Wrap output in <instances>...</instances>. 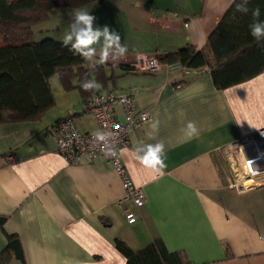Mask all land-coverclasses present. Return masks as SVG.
Here are the masks:
<instances>
[{
	"label": "crops",
	"instance_id": "0c3cea01",
	"mask_svg": "<svg viewBox=\"0 0 264 264\" xmlns=\"http://www.w3.org/2000/svg\"><path fill=\"white\" fill-rule=\"evenodd\" d=\"M234 2L107 0L79 9L96 17L95 26L118 31L128 47L117 62H88L115 76L105 90L132 94L138 108L153 115L121 151L146 204L137 209L124 200L110 161L69 165L56 153L55 125L77 113L74 102L81 99L76 90L66 97L60 90L55 107L39 119L0 125V218L6 220L0 253L8 234L17 236L24 256L8 264H127L117 239L135 253L156 244L152 255L160 264L163 248L190 264H264V186L230 189L228 165L218 157L264 128V72L219 90L208 67L161 63L154 74L129 71L144 55L160 61L188 45L202 51ZM58 11L70 16L73 10L53 11L49 18ZM87 118L77 116V128L95 132L94 119L92 125ZM189 121L199 130L193 138L185 132ZM157 143L164 145V166L142 164L137 146ZM128 210L136 212L135 224L128 223Z\"/></svg>",
	"mask_w": 264,
	"mask_h": 264
},
{
	"label": "trees",
	"instance_id": "16d2710c",
	"mask_svg": "<svg viewBox=\"0 0 264 264\" xmlns=\"http://www.w3.org/2000/svg\"><path fill=\"white\" fill-rule=\"evenodd\" d=\"M106 1L0 0V125L34 121L53 109L55 98L50 80L57 74L65 90L78 91L83 102L91 97V93L84 92L80 87L84 79L96 80L104 88L99 92L108 90H105L106 86L116 78L107 76L105 66L91 67L88 61L64 47L62 41L44 39L36 42L33 30L36 25L48 20L53 11L79 10ZM238 2L235 0L225 13L202 51L188 45L166 55L160 59V63L181 64L191 69L208 67L219 90L262 74L264 40L258 42L250 35L251 14L237 12L235 7ZM257 6L261 9L260 19L264 20V0H250V8ZM74 69L78 70L76 74H73ZM130 69V72L136 71L135 67ZM5 221L0 218V230H3ZM6 236L8 244L0 253V264H8L14 259L24 261L22 245L17 236ZM116 246L127 258V264L132 261L160 264L152 255L156 244L137 253L119 239ZM226 252L229 255L228 247ZM187 261L183 254L169 253L165 248L160 250L161 264H190Z\"/></svg>",
	"mask_w": 264,
	"mask_h": 264
},
{
	"label": "built area",
	"instance_id": "2783aa9c",
	"mask_svg": "<svg viewBox=\"0 0 264 264\" xmlns=\"http://www.w3.org/2000/svg\"><path fill=\"white\" fill-rule=\"evenodd\" d=\"M160 68L161 63L155 56L144 55L135 65L136 71L150 74L158 72ZM77 116L92 117L97 131L113 134L111 145L115 147L117 157H105L100 145L94 142V132L79 131L76 126ZM152 120L151 111L140 110L132 94L117 91L99 92L96 100L89 97L83 102L82 112H72L57 123L52 133L56 141V153L69 165L83 161L93 163L101 159L110 161L114 171L122 179L124 200L141 209L146 204V195L142 188L137 187L131 180L122 161L121 151L130 145L131 134L143 129ZM224 149L229 150L225 160L229 168L227 186L237 191L252 189L253 187L246 188L244 181H255L259 175L264 174V128ZM255 166L261 171L257 173ZM259 183L258 185L264 184ZM126 219L129 224H135L138 216L135 211L128 210Z\"/></svg>",
	"mask_w": 264,
	"mask_h": 264
},
{
	"label": "clouds",
	"instance_id": "9594fccd",
	"mask_svg": "<svg viewBox=\"0 0 264 264\" xmlns=\"http://www.w3.org/2000/svg\"><path fill=\"white\" fill-rule=\"evenodd\" d=\"M250 0H239L235 10L244 15L251 14L252 22L249 24L250 35L256 41L264 40V20H261V9L249 7ZM96 17L84 10H73L70 13L69 31L64 34L63 46L67 47L73 55H78L88 62L95 61L96 65H104L112 61L117 62L123 59L128 47L122 44V37L118 31L112 30L109 26H95ZM99 46V52L97 51ZM80 87L84 92L91 93V99L96 100L97 91L101 85L93 79H84ZM155 123L152 128H155ZM198 128L193 121L186 125L185 132L189 138L198 135ZM94 142L99 144L105 157H117L115 147L111 145L113 134L108 131H96L92 133ZM140 162L149 167L164 166L162 153L164 145L141 144L135 149Z\"/></svg>",
	"mask_w": 264,
	"mask_h": 264
},
{
	"label": "rangeland",
	"instance_id": "374dc122",
	"mask_svg": "<svg viewBox=\"0 0 264 264\" xmlns=\"http://www.w3.org/2000/svg\"><path fill=\"white\" fill-rule=\"evenodd\" d=\"M69 23H70V16H63V11H58L57 13H53L51 18H49L45 22L40 23L34 27V29H33L35 32L34 40L36 42H40L44 39H54L56 41H62L63 42L64 34L69 31ZM77 71L78 70L74 69L73 74H76ZM50 85H51L54 97H56L58 95V92H60V90L62 92V95L65 97H66V94L70 93L67 89L65 90V87L63 86V84L61 82L59 74H57L55 77H53L50 80ZM79 95H80V93H79ZM80 98H81L80 101L78 99H76V102L73 101L75 104L74 109L76 110L77 113L82 112V110H83V100H82L81 95H80ZM67 103L69 104L70 102H68V100H67ZM84 121L91 122V124L93 125V123H92L93 120L91 117H88ZM79 123H80L81 127H83V122L80 121ZM228 151H229L228 149H226V150L223 149V151L218 153V155L220 154L218 157L221 160H224L223 162H227L225 160H226V155H227L226 152H228ZM257 178L258 179H256L253 182L255 185V186L253 185L254 189L261 187V186H264V184L258 185V184H260L259 182L264 183V174L259 175ZM250 181H253V180L244 181V185L246 186V188H252Z\"/></svg>",
	"mask_w": 264,
	"mask_h": 264
},
{
	"label": "bare ground",
	"instance_id": "6f19581e",
	"mask_svg": "<svg viewBox=\"0 0 264 264\" xmlns=\"http://www.w3.org/2000/svg\"><path fill=\"white\" fill-rule=\"evenodd\" d=\"M247 148H249V147H247ZM255 169H256L257 173L261 171V170L259 171L257 166H255Z\"/></svg>",
	"mask_w": 264,
	"mask_h": 264
}]
</instances>
